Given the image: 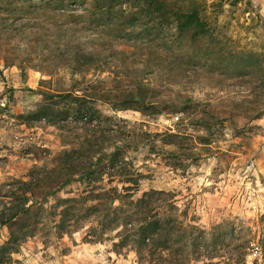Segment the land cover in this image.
<instances>
[{
	"label": "rangeland",
	"instance_id": "rangeland-1",
	"mask_svg": "<svg viewBox=\"0 0 264 264\" xmlns=\"http://www.w3.org/2000/svg\"><path fill=\"white\" fill-rule=\"evenodd\" d=\"M8 1L0 0V212L17 180L53 170L60 152L100 129L108 151L116 136L131 142L123 170L132 175L120 180L105 167L103 181L86 184L75 174L48 199L35 236L14 245L0 225V260L11 258L0 264H243L264 237V0H166L196 19L181 33L178 18L165 26L135 4L137 36L106 47L88 34L87 17L68 14L86 10L67 0ZM88 44L100 65L79 58ZM137 92L146 105L121 110ZM96 94L110 99L71 100ZM97 184L132 185L136 197L170 191L162 223L185 227L165 249L152 236L136 245L123 228L104 231ZM66 199L80 215L69 227Z\"/></svg>",
	"mask_w": 264,
	"mask_h": 264
},
{
	"label": "trees",
	"instance_id": "trees-1",
	"mask_svg": "<svg viewBox=\"0 0 264 264\" xmlns=\"http://www.w3.org/2000/svg\"><path fill=\"white\" fill-rule=\"evenodd\" d=\"M25 2H28V0ZM67 2L86 10L84 14H75L71 11L68 14L76 18L87 17L89 21L86 24L88 34H96L99 37L97 41L101 47L110 45L113 38L129 39L134 35L137 36L139 30L136 29V25L130 22V20L135 22L133 19L136 17L135 12H133L135 4L143 6L147 17L153 14L160 15L158 18L165 26L170 24L168 22L171 19L178 18L179 22L176 26L180 33L193 28L196 21L195 17L186 18L185 14H181L182 16L177 15L180 11H176L175 8L168 9L166 0H67ZM8 3L13 4L14 0L8 1ZM168 32L169 30H167ZM91 39L93 40V38ZM85 49L86 51L83 54L77 52L79 58L83 62L99 63L100 65L102 57L97 55L98 48L88 44ZM62 97L69 98V95ZM105 99L110 98L106 97L105 94H96V96H75L71 100L86 102L87 100L104 101ZM189 99L192 98L189 97ZM121 103V110L132 108L135 103L142 106L146 105L140 92L131 94ZM81 109L87 112L93 110L92 108L89 109L87 105L82 106ZM173 109L176 108L173 107ZM87 134H90L93 140L85 138L83 144L80 143L76 146L77 149L72 147L60 152L56 168L49 170L42 167L43 174L41 176L32 174L30 180H17L16 186H10L6 195L9 201L5 203L0 212V225L10 228V242L12 244L17 245L26 241L25 239L35 236L37 231L40 232V229H43L45 221L41 220L40 214L45 211L46 208L44 209V207L48 203V199L51 196L58 197L57 194L74 181L75 174H80L77 177L78 180L84 179L86 184H91L90 180L94 182V178L96 183L103 181L104 175L108 173L105 171V167H110L113 173L120 177L132 175L123 170L126 162L124 151L131 142L120 140L116 136L115 150L108 151L105 146L104 129L98 130L96 134ZM88 141L91 142L88 143ZM81 169H85L84 172ZM120 180H123V177ZM97 185H99V194L96 199L99 204L94 207L102 211V214H99L98 223L104 231L106 228L109 231L123 228V231L133 235L136 245H145L150 241L149 236H152L154 247L165 249L166 242L176 233L175 228L182 229L185 227L183 224H174L171 221L162 223L161 214L165 212L164 210H167L165 205L171 201V199H168L169 196H172L170 191L153 188L136 197L135 195L139 189L132 185L126 186L125 184L122 191L118 186H112L107 191L106 186ZM86 200L88 201V199ZM63 201L70 202L67 204L65 212H61L64 219L62 224L69 227L68 222L76 221L80 215L73 208V204H77L74 199ZM69 213L74 215L71 216ZM173 213L168 215H173ZM106 220L109 221L108 224H105ZM66 222L67 224H65ZM61 227L60 229H62ZM6 251L7 249L4 248L5 255L7 254ZM10 259L2 258L0 262L8 263Z\"/></svg>",
	"mask_w": 264,
	"mask_h": 264
},
{
	"label": "built area",
	"instance_id": "built-area-1",
	"mask_svg": "<svg viewBox=\"0 0 264 264\" xmlns=\"http://www.w3.org/2000/svg\"><path fill=\"white\" fill-rule=\"evenodd\" d=\"M243 264H264V237L251 243Z\"/></svg>",
	"mask_w": 264,
	"mask_h": 264
}]
</instances>
